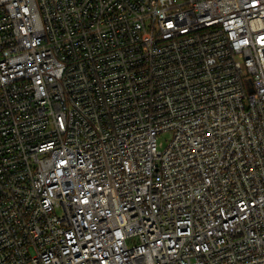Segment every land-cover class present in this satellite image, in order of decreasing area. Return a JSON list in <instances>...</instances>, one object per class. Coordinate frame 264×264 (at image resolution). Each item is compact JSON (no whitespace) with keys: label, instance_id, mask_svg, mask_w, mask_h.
<instances>
[{"label":"built area","instance_id":"1","mask_svg":"<svg viewBox=\"0 0 264 264\" xmlns=\"http://www.w3.org/2000/svg\"><path fill=\"white\" fill-rule=\"evenodd\" d=\"M0 264H264V0H0Z\"/></svg>","mask_w":264,"mask_h":264},{"label":"rangeland","instance_id":"2","mask_svg":"<svg viewBox=\"0 0 264 264\" xmlns=\"http://www.w3.org/2000/svg\"><path fill=\"white\" fill-rule=\"evenodd\" d=\"M177 1H179V0H177ZM159 141H164V138H160Z\"/></svg>","mask_w":264,"mask_h":264}]
</instances>
